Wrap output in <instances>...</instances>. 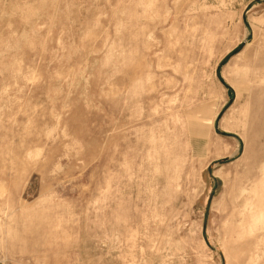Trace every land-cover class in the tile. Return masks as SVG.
<instances>
[{
  "label": "rangeland",
  "instance_id": "rangeland-1",
  "mask_svg": "<svg viewBox=\"0 0 264 264\" xmlns=\"http://www.w3.org/2000/svg\"><path fill=\"white\" fill-rule=\"evenodd\" d=\"M3 264H264V0H0Z\"/></svg>",
  "mask_w": 264,
  "mask_h": 264
},
{
  "label": "built area",
  "instance_id": "built-area-1",
  "mask_svg": "<svg viewBox=\"0 0 264 264\" xmlns=\"http://www.w3.org/2000/svg\"><path fill=\"white\" fill-rule=\"evenodd\" d=\"M0 264H3V260H2V258L0 257Z\"/></svg>",
  "mask_w": 264,
  "mask_h": 264
}]
</instances>
